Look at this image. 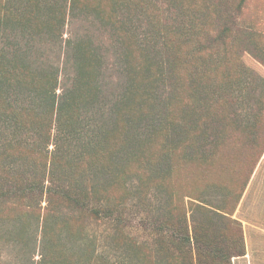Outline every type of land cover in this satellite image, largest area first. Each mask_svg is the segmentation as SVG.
<instances>
[{"label": "rangeland", "instance_id": "1", "mask_svg": "<svg viewBox=\"0 0 264 264\" xmlns=\"http://www.w3.org/2000/svg\"><path fill=\"white\" fill-rule=\"evenodd\" d=\"M26 1L6 0V3L25 10L40 6L39 18L46 21L53 19L52 6L61 2L66 7L63 34L52 39L45 31L42 36L30 29L27 35L20 32L23 24L16 23L15 28L0 33V46L14 48L19 43L36 67L56 69L59 92L69 84L73 74L71 65L65 64V41L68 38L90 40L89 45L102 56L104 87L112 93L121 91L117 89L121 73L116 65L119 57L114 44L119 43L108 25L90 12L91 7H96L107 16L112 10L111 0H77V6L72 9L71 0H32L30 6ZM198 1L202 4L194 8L193 3ZM168 2L157 0L159 10L156 7L152 10L164 28V24H170L181 33V61L177 62L180 84L171 92L176 90L173 109L181 116L178 135L181 147L171 153L173 167L164 174L145 168L146 164L153 166L163 152L164 136L169 129L166 124L158 131L160 125L154 115L149 118L150 126L138 125L141 120H125L122 115L118 118L111 140L112 146H115L114 140L124 147L120 153L122 164L114 165L121 172L107 183L98 182L102 176L91 180L87 163H92V158L88 162L86 157L83 160L86 164L74 166L55 162L54 170L60 179L71 183V188L82 184L87 199L95 207L121 204L124 212L117 226L116 221H106L88 210L69 207L58 195H51L57 206L52 204L50 208L54 207L56 212L45 224L51 225L55 248L52 253L49 251L47 264H69L88 257L95 264H121L133 261V255L139 250L143 257L147 253L143 258L146 264H183V257L158 259L140 244L146 242L154 250L158 243L168 248L165 239L156 236L151 227L163 212L164 195L157 186L166 188L172 200L181 203L182 223L190 228L188 232L192 230L191 219L211 232L214 231L211 227L224 224L222 217H225L231 220V224L225 225V235L234 240L231 249L227 244L225 247L230 254L239 251L238 248L245 252L239 251L241 255L232 257V264H264V0H181L180 22L176 19L177 10ZM138 15L131 17L133 23H129L144 32V15ZM39 25L35 21L32 26ZM222 30L224 35L219 38ZM128 34L126 42L135 56L139 43L132 32ZM132 61L139 64L141 60L134 57ZM143 78L144 73L140 72L139 81ZM144 94V88L134 89L133 97L129 98L132 116L139 114ZM158 95L156 90L157 104ZM147 107L146 103L141 109ZM132 131L142 139L134 151L126 145ZM147 131L151 133L148 139L144 137ZM26 138L32 142L35 139L33 135ZM48 154L49 151L33 158L32 152H26L20 163L23 172L30 175L42 172L41 181L44 180L51 169ZM92 188L94 196L90 193ZM48 196L44 192L34 195L29 191L15 203L0 205V264H36L40 259ZM191 209H196L193 216Z\"/></svg>", "mask_w": 264, "mask_h": 264}, {"label": "trees", "instance_id": "2", "mask_svg": "<svg viewBox=\"0 0 264 264\" xmlns=\"http://www.w3.org/2000/svg\"><path fill=\"white\" fill-rule=\"evenodd\" d=\"M31 1L27 0L26 3L30 6ZM168 1L177 10L176 19L180 22L181 0ZM76 2L77 0H71V9L77 6ZM111 2L112 10L107 16H103L96 7H91L90 12H93L101 23L108 25L119 43L118 46L114 43L119 57L116 65L121 73L117 87L121 90L119 93H112L104 87L102 56L89 45L90 40L68 38L65 41L67 44L65 64L71 65L73 74L70 76L69 84L59 92L57 91L59 74L56 69L36 67L19 43H16L17 47L14 48H11L12 45L0 46L2 47L0 48V138L2 137L0 139V205L6 202L15 203L25 198V194L29 191L34 195H42L43 192L49 194L43 217L44 226L41 229L42 252L36 264H47L50 260L49 251L52 253L55 248L50 235L51 225L45 224V221L51 220L52 214L56 212L54 207L50 208L52 204L56 205L50 198L51 195H58L59 199L63 203H68L69 207L88 210L97 218L106 221H116L117 226L124 212L121 210V204L95 207L87 199L82 184H75L71 188V183H64L60 179L56 169L54 170L57 166L54 165L55 162L74 166L83 162L86 157L88 162L92 158V163H87V172L91 173V180L94 181L102 176L98 182L107 183L111 177H119L121 171L117 172L118 167L114 168V165L122 164L120 153L124 147L120 146L119 142L117 146L114 140L115 146H112L111 138L121 115L125 120H141L138 125L143 126H150L149 118L154 115L160 125L158 131H162L166 124L169 125L164 136L163 152L159 154L153 166L145 165L147 170L163 174L169 172L173 167L171 153L181 147V138L178 136L181 133V116L173 109L176 90L171 94L180 84L177 76L180 73L177 62L181 61L179 59L180 30L170 24H164L166 25L164 28L160 24V19H156L152 8L156 7L159 10L157 0H111ZM193 4L196 8L202 3L198 1ZM25 9L10 6L6 0H3L0 7V33H6L9 28H15L13 26L16 23H21L23 24L19 28L21 33L28 35V30L32 29L42 36L46 33H48L46 35L51 34L52 39L61 37L63 34L61 28L66 19V7L61 2L55 7L52 6V11L55 12L53 19L48 18L46 21L39 18L40 6L35 10ZM138 14L144 15L146 24L144 32H140L142 30L139 26L135 25L132 28L130 25L133 23L130 18L139 16ZM35 21L40 24L38 27L32 26ZM128 32H132L139 43L136 46L138 52L135 56L131 54L126 42ZM223 35L222 30L218 37L221 38ZM134 57L141 60L139 64L133 63ZM140 72L144 73L142 82L138 79ZM142 88L145 94L138 110L139 114L132 116L128 108L129 98L133 97L134 89ZM156 90L157 95L159 93L156 97L159 104L154 99ZM146 103L148 107L141 109ZM148 131L144 136L147 139L151 134ZM27 135H33L35 141H30L26 138ZM127 139L126 145L131 151H134L136 144L142 140L138 135H134L133 131L131 137ZM52 144L53 148L48 150ZM28 151L33 153V158L43 156L49 151L51 160L48 165L51 169L44 180L41 181L42 172L39 175L35 172L31 175L23 172L20 163L24 161ZM31 163L36 165L34 161ZM42 167L45 169L46 163ZM157 187L164 195L163 212L161 218L154 220L151 227L156 236L160 235L165 239L168 248L158 243L157 249L154 250L148 243L140 242L148 251L151 250L155 257L166 260L171 257L181 260L183 257V264H214L217 261L219 264H232V257L241 255L243 248L242 250L238 248L240 252L230 254L225 247L227 244L231 249L230 244L234 243V240L227 238L224 232L226 226L231 224V220L222 217L224 224L220 223V227H211L214 231L210 232L202 224L197 225V222L191 219L192 230L188 232L190 228L182 223L184 219L181 217V203H175L166 188ZM90 193L94 196V188ZM194 211L196 209L190 210L192 216ZM181 245L184 246L182 250ZM238 245L239 247L241 245L239 240ZM244 253L243 251L242 254ZM141 254L142 251L139 250L133 255L135 257L133 261L121 262V264H146L143 258H146L147 253L144 257ZM69 264L95 263L88 257L84 260L75 259ZM112 264L120 263L112 262Z\"/></svg>", "mask_w": 264, "mask_h": 264}]
</instances>
